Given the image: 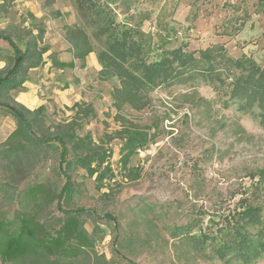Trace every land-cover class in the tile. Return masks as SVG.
I'll list each match as a JSON object with an SVG mask.
<instances>
[{
    "label": "rangeland",
    "instance_id": "1",
    "mask_svg": "<svg viewBox=\"0 0 264 264\" xmlns=\"http://www.w3.org/2000/svg\"><path fill=\"white\" fill-rule=\"evenodd\" d=\"M112 8L117 21L142 25L158 53L179 45L192 51L223 43L234 58L247 54L261 62L264 56V4L258 0H117ZM29 12L52 27L44 39L51 47L46 58L52 51L57 55L66 52L70 43L63 28L78 20L74 0H15L8 10L0 6V28L20 23ZM243 21L247 23L240 32L226 34ZM0 46L10 50L4 40H0ZM97 66L100 63L96 55L87 71L67 70L64 78L68 82L75 84L76 78L83 81L74 85V93L63 94L69 104L48 97L57 96L55 92L44 95L43 100L53 121L71 114L67 106L74 104L76 96L93 101L98 116L87 128L100 142L104 133L119 128L110 97L118 83L115 78L100 79ZM151 96L146 108L126 109L129 117L159 132L132 161L142 168V176L136 181L123 180V187L108 200L101 196L94 179L79 170L76 179L80 188L70 200V207L85 206L99 215L109 211L117 215L122 253L136 264H227L213 252L214 244L198 252L183 235L187 231L213 234L246 202L259 203L264 210V127L254 114L238 110L235 105L226 106L228 95L203 80L164 84ZM15 125L11 117L0 114V145ZM121 143L117 139L108 143L113 149L115 169ZM57 165V159L51 157L48 162L24 166L17 182L11 172L0 168V184L10 183L8 190L0 193L1 208L12 212L20 207V191L35 178L62 186ZM59 215L56 205L47 210L50 218ZM101 226L106 236L98 245L99 252L113 259L112 264H128L127 259L114 254L111 226ZM180 226L184 230H179ZM92 262L82 257L76 264ZM229 264L243 263L234 260ZM251 264H264V256Z\"/></svg>",
    "mask_w": 264,
    "mask_h": 264
},
{
    "label": "trees",
    "instance_id": "2",
    "mask_svg": "<svg viewBox=\"0 0 264 264\" xmlns=\"http://www.w3.org/2000/svg\"><path fill=\"white\" fill-rule=\"evenodd\" d=\"M115 1L74 0L78 20L65 27L72 60L60 59L55 51L46 58L45 53L51 48L44 41L47 26L33 12L18 24L0 28V40L10 45L8 51L0 46V61H5L0 68V114L11 117L16 124L0 145V168L11 172L16 181L24 166L55 157L57 173L63 180L58 187L50 180L35 178L20 191V207L11 212L0 204L3 264H76L82 257L91 259L93 264H112L113 259H107L98 250L106 236L102 223L114 232V254L127 259L121 250L118 216L110 211L99 215L85 206L70 207V200L80 188L76 179L79 170L94 179L101 196L108 200L123 187V180L136 181L142 176V168L132 161L155 141L159 132L152 125H142L129 117L126 109L142 110L149 106L154 89L164 84L203 80L217 92L228 95L226 106L235 105L238 110L254 114L264 127V56L261 62L247 54L234 58L223 43L192 51L179 45L158 53L142 25L117 21L112 8ZM14 2L2 0L0 6L8 10ZM258 2L264 4V0ZM59 15L57 10L56 16ZM246 23L243 21L226 34L240 32ZM91 52L97 55L101 66L99 78H115L118 83L110 97L119 128L104 133L100 142L87 128L98 116L93 101L76 100L67 106L70 115L53 121L45 104L31 109L17 98L25 90L32 68L43 67L50 61L54 70L83 69ZM115 139L122 142L118 169L113 166V149L108 145ZM9 184H0V193L6 192ZM54 205L60 214L55 219L47 216V210ZM230 218L213 234L187 231L183 235L185 241L198 252L214 244L213 252L227 264L234 260L243 264L257 262L264 256L263 206L246 202ZM179 230H184V226Z\"/></svg>",
    "mask_w": 264,
    "mask_h": 264
},
{
    "label": "crops",
    "instance_id": "3",
    "mask_svg": "<svg viewBox=\"0 0 264 264\" xmlns=\"http://www.w3.org/2000/svg\"><path fill=\"white\" fill-rule=\"evenodd\" d=\"M2 1V0H0ZM47 26V32H49L52 27L49 26V22L45 21ZM65 31V29L63 28ZM70 46L67 47V51H61L59 55V58L62 60H72L73 55H71L69 51ZM96 57V54L94 52H91L89 57L87 58V65L85 68L86 71L89 68L90 60H94ZM4 63L1 61L0 68L3 66ZM51 62L47 61L43 67H35L31 69V77L30 79L24 84L25 90L19 92L17 98L18 100L22 101L24 104H26L29 108H35L38 107L41 104L46 105V101L43 100L44 95H48L50 92L56 93L57 96L52 95L48 96L49 98H54L55 101H62L63 103L69 104L66 99H63V94H67L70 92H75L76 89L74 85L77 83L81 85L83 81L81 79H75L74 83L68 82V78H64L65 74L67 73V70H54L50 67ZM95 69L97 71L101 70V66H97ZM50 70V71H49ZM57 99V100H56ZM83 99L81 95L76 96V100ZM76 102V101H75ZM74 102V103H75Z\"/></svg>",
    "mask_w": 264,
    "mask_h": 264
}]
</instances>
